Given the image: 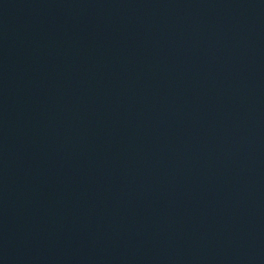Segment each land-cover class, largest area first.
I'll use <instances>...</instances> for the list:
<instances>
[{
	"label": "water",
	"instance_id": "1",
	"mask_svg": "<svg viewBox=\"0 0 264 264\" xmlns=\"http://www.w3.org/2000/svg\"><path fill=\"white\" fill-rule=\"evenodd\" d=\"M0 264H264V0H0Z\"/></svg>",
	"mask_w": 264,
	"mask_h": 264
}]
</instances>
